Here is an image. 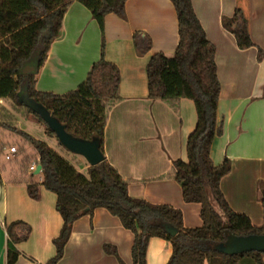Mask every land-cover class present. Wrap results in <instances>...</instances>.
I'll return each mask as SVG.
<instances>
[{
  "label": "crops",
  "instance_id": "1",
  "mask_svg": "<svg viewBox=\"0 0 264 264\" xmlns=\"http://www.w3.org/2000/svg\"><path fill=\"white\" fill-rule=\"evenodd\" d=\"M191 1L206 37L215 45L221 86L217 121L222 124V133L214 138L210 156L215 165L226 158L230 161V171L220 180L221 191L234 211L260 226L264 221V57L258 59L257 52L258 47L264 49V0ZM236 7L248 17L253 47L238 48L233 33L222 24ZM104 35V58L118 67L120 76L118 98L106 113L102 142L105 160L127 181L130 196L172 205L181 211L185 227L200 226V204L183 200L172 166L176 159L187 161L186 142L196 124L194 102L188 98L152 99L148 91L146 65L151 55L162 52L170 57L179 41L172 1L126 0L122 17L105 15ZM147 40L150 48L141 52ZM100 55V27L89 9L75 0L63 16L60 36L50 43L43 63L35 70V88L55 94L76 89ZM23 110H14L11 100L0 99L1 121L8 120L2 114L7 111L14 126L18 117L39 123ZM2 131L7 130L1 128L0 134ZM43 134L53 139L45 128ZM56 144L51 147L57 151ZM78 158L74 159L77 163ZM73 164L87 172V166ZM38 175V179L33 176L29 180L41 183L42 169ZM17 220L29 224L31 232L16 244L19 256L14 264H44L55 254L53 239L62 225L56 195L40 185V197L31 198L27 182L17 181L0 164V264H6V226ZM132 242V232L99 207L73 223L58 264H119L114 255L105 252L104 244L113 245L125 264H133ZM171 252L170 242L152 237L147 244L146 264H166ZM262 258L264 261V254Z\"/></svg>",
  "mask_w": 264,
  "mask_h": 264
},
{
  "label": "trees",
  "instance_id": "2",
  "mask_svg": "<svg viewBox=\"0 0 264 264\" xmlns=\"http://www.w3.org/2000/svg\"><path fill=\"white\" fill-rule=\"evenodd\" d=\"M73 1L0 0V99L11 100L14 110L23 108L45 126L49 136L56 137L40 115L23 104L20 96L24 91L56 117L69 133L84 139L97 138L102 151L106 113L118 98L120 81L118 67L104 58V17L109 13L122 17L126 0H76L89 9L101 31L100 58L91 65L76 89L64 94L38 91L35 71L22 72L26 64L37 63V69L43 63L50 43L60 36L63 16ZM171 1L177 16L179 41L172 56L162 52L151 55L146 65L148 91L152 99L188 98L194 102L196 124L186 142L187 161L176 159L172 166L183 200L200 204L202 224L185 227L178 208L130 196L127 181L105 159L96 165L87 164V173L78 170L47 142L14 126L12 115L3 111L8 120H0V129L23 138L24 146L32 147L35 163L41 164L42 169L41 183L29 180L34 171L28 177L15 178L27 182V192L33 199L40 197V185L56 195V210L62 225L53 239L55 254L44 264H58L73 223L84 215H92L99 207L107 209L132 232L133 264H146L147 244L152 237L170 242L172 252L166 264H264V252L227 255L215 249V245L225 241L227 232L264 234V221L260 226L253 225L247 215L230 207L221 191L220 180L230 171L231 164L226 158L215 165L210 156L214 138L222 133V124L217 121L221 86L215 45L206 37L192 1ZM222 24L233 33L238 48L255 46L249 34L248 17L241 7H236L231 17H224ZM149 48L150 40H147L140 51L146 52ZM263 57L264 49L258 47L257 58ZM3 147L0 140V152ZM31 156L27 154L24 157L27 164L16 170L29 168ZM261 203L264 214V186L261 187ZM167 226L174 227L176 234H169ZM6 231V264H14L19 256L16 244L28 238L31 227L17 220L9 223ZM103 249L114 255L119 264H125L113 245L104 244Z\"/></svg>",
  "mask_w": 264,
  "mask_h": 264
},
{
  "label": "water",
  "instance_id": "3",
  "mask_svg": "<svg viewBox=\"0 0 264 264\" xmlns=\"http://www.w3.org/2000/svg\"><path fill=\"white\" fill-rule=\"evenodd\" d=\"M35 69L36 65L26 64L22 72L29 73L35 71ZM20 99L26 107L40 115L48 127L54 131L60 144L70 152L81 155L89 165H96L105 159L97 138L84 139L69 133L56 117L42 104L27 97L24 91H22ZM40 170L41 164H37L33 173L37 174ZM225 227H227L226 224ZM166 230L171 235H175L177 232L172 226H167ZM215 249L227 255H236L251 251L264 252V234L235 235L227 232L225 241L215 245Z\"/></svg>",
  "mask_w": 264,
  "mask_h": 264
},
{
  "label": "rangeland",
  "instance_id": "4",
  "mask_svg": "<svg viewBox=\"0 0 264 264\" xmlns=\"http://www.w3.org/2000/svg\"><path fill=\"white\" fill-rule=\"evenodd\" d=\"M20 109H23V108H20ZM23 113L24 112H21L22 115H24ZM11 123L13 124V121ZM15 125H16V127L25 130L26 132H28L29 134H31L33 137H35L37 139L47 141V143L49 141L50 146H52L56 141L57 144L55 147H56L57 151L59 153H61L62 156L67 158L72 163H76V164L81 163V165H78L79 168H81L82 166H84V167L87 166L88 163L86 162V160L81 155H77V154L70 152L67 148H65L63 145H61L58 142L56 137H53V139H48L47 137H45V135L43 134L45 126L44 125L41 126L33 118L18 117ZM2 132L3 133L0 134V140L2 143H4V147L2 149V152H0V164H1V166H3L4 169L7 170V174H9L13 177H17V178L18 177H28L29 176V174H28L29 168H27L25 166V167H23L24 169H20L19 171H17L16 169L22 168V165L27 164V162H24L25 161L24 157H26L27 154L28 155L30 154V156L32 155L30 160L28 161V163H29L28 166L33 164L36 161L34 158V154H33L34 151L32 150V147L26 148L24 146L25 145L24 139L20 138L16 134H14L8 130L2 131ZM11 146L16 147L15 156L11 160H5L3 155L7 151V149ZM77 157H79L81 159L80 162H78V163L74 161V159H77ZM13 170H14V172H13ZM34 177L36 179H38L39 178L38 173L36 175H34Z\"/></svg>",
  "mask_w": 264,
  "mask_h": 264
},
{
  "label": "built area",
  "instance_id": "5",
  "mask_svg": "<svg viewBox=\"0 0 264 264\" xmlns=\"http://www.w3.org/2000/svg\"><path fill=\"white\" fill-rule=\"evenodd\" d=\"M16 153V147L15 146H11L7 149V151L4 153L3 157L5 160H11ZM36 168V164L33 163L29 166V172L34 171Z\"/></svg>",
  "mask_w": 264,
  "mask_h": 264
}]
</instances>
